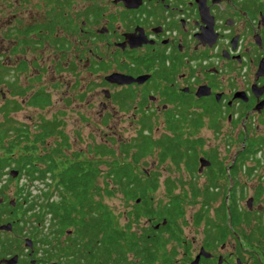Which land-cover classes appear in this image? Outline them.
Segmentation results:
<instances>
[{
  "label": "flooded vegetation",
  "instance_id": "af4514ba",
  "mask_svg": "<svg viewBox=\"0 0 264 264\" xmlns=\"http://www.w3.org/2000/svg\"><path fill=\"white\" fill-rule=\"evenodd\" d=\"M41 3V13L42 8L48 7L45 21L27 23L0 37V147L10 148L5 158L14 163L21 156H28L31 165L38 166L50 153L35 158L30 153L11 155L16 146H25L23 140L27 138L25 129L7 127L11 112H19L23 106L44 109L50 100L42 89L31 90L30 95L25 88L14 92L7 78L9 73L25 70L28 64L35 65L25 57L12 66L15 63L11 59L13 51L9 54L12 40L23 44L22 51L28 46L25 43L39 54L51 47L57 61L66 60L67 66L61 67L67 68L68 74L75 78L80 67L88 77L95 78L109 103H118L124 115L131 111L133 119L138 118L137 134L150 136L153 120L157 118L162 119L166 136L180 139L175 151L179 156L167 157L159 165L169 164L190 181L204 178V184L198 186L201 192L192 184L190 190L198 199L193 218L199 234L198 246L192 260H188L189 244L183 239V227L179 236L173 230L176 220L185 215L178 196L181 215L174 222L169 220L170 224L165 218H157L150 227L155 231L164 228L163 252L155 260L144 257L142 263L138 255L141 238L134 229L143 218H156L153 206H149L152 214L140 215L136 223L126 221L117 225L124 234L135 231L136 237L123 256L109 257L103 239L105 230L100 244L74 235L86 231V225H90L87 221L67 224L57 217L47 220L52 218L48 213L42 216L44 220L16 221L15 217L23 213L28 217L33 211L25 212L27 206L23 204L12 215L9 207L1 205L0 218L10 220H1L0 228L8 225L10 228L0 229V264H5L3 260H14L11 264H264V154L261 156L264 0H41ZM128 77L144 79L141 83H117ZM39 96L44 102L40 103ZM102 108L107 111V106ZM201 117L208 119L215 131L220 122L226 123L230 136L236 133L233 139L239 138L240 148L235 151L231 138L227 155L221 158L216 152L206 155L200 140L184 136V130L203 126ZM45 127L51 137L57 124L49 121L37 125L34 146L45 145L44 140L49 137L40 136ZM174 128L179 129L176 134L171 131ZM130 142L131 139L125 143ZM34 146L30 147L35 149ZM60 147L59 143L51 149L56 165ZM73 163L74 160L62 169L56 167V174ZM38 167L45 169L43 165ZM85 167L89 168V164ZM243 177L250 178L255 185L248 198H244L248 193ZM173 187L170 183L166 193L171 195ZM36 208L42 209L41 213L48 210L43 205ZM4 234L13 237L6 238ZM179 246L182 252L177 258Z\"/></svg>",
  "mask_w": 264,
  "mask_h": 264
},
{
  "label": "rangeland",
  "instance_id": "374dc122",
  "mask_svg": "<svg viewBox=\"0 0 264 264\" xmlns=\"http://www.w3.org/2000/svg\"><path fill=\"white\" fill-rule=\"evenodd\" d=\"M41 6V0H0V25L4 24L7 26H0V37L4 33L10 34L16 29H21L19 27L23 28L27 23L45 21L48 7L42 8L43 13H41ZM71 42L72 39H70V44ZM26 45H28L25 47L26 50L22 51L21 46L23 44L19 40L11 41L9 54L13 51L11 59L15 61L12 66L14 67L16 62L25 57L28 58L30 63L35 62V65L28 64L27 68L19 71L18 74L16 72L14 75L9 73L7 80L12 82V90L17 93L25 88L28 90V95H30L32 93L31 90L42 89L48 94L50 103L44 109L23 106L19 112H11V121L7 124V127L12 129L15 126L21 127L22 130L25 129L27 131V138L23 141L25 142V146L29 147L25 149V146L23 148L16 146L12 149L11 155L16 157L21 154L30 153L35 158L50 152L52 147H57V144L60 143L61 147L58 148V158L56 159L58 169H62L73 160L87 161L92 164V168L97 172L95 181L102 192L105 188L112 189V184L108 182L106 177V173L109 171L107 164L112 161V158H103V156L96 155V152L99 148H113L115 149V156L120 155L117 149L118 146L138 136L137 132L140 129V126H137L138 118L135 117L133 119L131 111L125 112L124 115L118 103H109L101 94L100 85L94 82L95 78L88 77V74L80 67L75 73V78L68 74L67 68L61 67V65L67 66L66 60L64 61L63 58L57 61L58 58L53 55L51 47H46L44 53L39 54L36 48H32L30 44L25 43L24 46ZM77 73L81 74L78 75ZM16 99L18 100L17 103H21L20 98ZM102 105L107 106V111H103ZM201 118L203 126L200 129L187 128L188 130H184V136L192 141L200 140L202 143L201 148L206 155L212 152H216L220 158L227 155V145L231 138L232 141L234 140L235 151L240 148L241 142L239 138L233 139L236 133H232L230 136V129L226 123L220 122L217 131H215L210 127L208 119ZM49 121L57 124L55 133L44 140L45 145H42L43 148L34 146L32 142L34 140L33 136L37 132L36 126L43 125ZM153 124L150 137L157 140L162 134H165V127L162 124V119H154ZM232 141L230 145L233 144ZM30 146H34L35 149ZM156 151L157 148H155V151L151 155L143 158L136 165L135 172L141 176L147 175V178H153L154 176L158 178L157 190L155 192L149 191L146 194L148 201L154 208L165 204L170 196H178L182 201L185 215L176 220L173 230L179 236L181 234L180 229L183 227V239L189 244L188 260L191 261L192 256L196 254L194 248L198 246L199 234L198 231H195L193 223L194 215L197 212L196 204L198 203V199L192 196L190 190L192 184L195 185L194 187L197 191L201 192L202 188L198 186L204 184V178L200 177L199 179L190 181L185 174L177 172L169 164L159 165ZM263 154L264 150L261 156ZM7 156L8 154L0 150V157ZM11 169L7 168L3 171L2 175L0 174V189L5 187L4 194L10 200L14 199L16 190L24 184L27 186L32 197L42 192L55 194L53 183L49 188L45 184L51 182L48 178L45 179L44 184L38 181L29 183L23 177L18 179V173L15 177L10 176ZM104 174L105 177H103ZM170 183L174 186L173 190L175 188L174 191L172 190L171 195L166 193V189ZM242 183L243 186L246 185L244 189L248 193L244 198H248L255 185L248 177H243ZM55 197L53 196L52 198L56 199ZM102 201L113 212L116 225L121 226L126 221H129V213L134 209L132 201H126L117 192H114L110 198L103 196ZM138 203L139 200L136 204ZM139 207L144 208L142 205ZM46 219L49 220L48 217ZM30 220L34 219L31 218ZM156 221L158 219L154 216L143 218L136 224L138 228L134 229L137 234L135 235L141 237L142 229L146 227L150 228L152 222ZM4 237L10 238L13 235L4 234ZM181 252L179 246L176 250L177 258L181 256Z\"/></svg>",
  "mask_w": 264,
  "mask_h": 264
},
{
  "label": "trees",
  "instance_id": "16d2710c",
  "mask_svg": "<svg viewBox=\"0 0 264 264\" xmlns=\"http://www.w3.org/2000/svg\"><path fill=\"white\" fill-rule=\"evenodd\" d=\"M38 98L40 103L44 102L41 101L43 97L39 96ZM37 103L39 102L37 101ZM47 130L48 128L44 129L43 134L40 135L43 139L51 135ZM177 130L179 129L174 128L171 131L176 134ZM179 142L180 139L178 137L172 138L164 134L159 139L153 140L149 135H144L139 132L138 137L132 139L129 144L125 143L119 145L117 149L120 155L118 156H115V149L113 148H99L96 155L112 158V161L107 164L109 171L106 173V177L113 188H105L103 192L96 185L95 180L97 172L92 168V164L89 162L76 160L73 164L56 174L55 169L57 165L52 159V150L49 155L43 159L41 164L38 165L45 166L43 170L39 169L37 165H31L30 157L28 156H21L18 160L14 161V163L10 162L12 161L11 159L0 157L1 175L5 169L12 168L11 170L18 172V179L21 177L20 175L23 174L25 178H29V183L38 181L44 184L46 173H49L48 179L51 182L45 184L49 188L53 183L55 190V194L42 192L32 197L27 186L24 184L16 190L14 199L10 200L8 196L4 194L5 187H3L0 189V199H2L0 206L9 207L12 215L19 212V208L23 204L27 206L25 212L33 211L28 217L26 213H23L20 217H16V221H27L31 218L35 221L44 220L42 216L45 213L52 215V218L50 217L49 220L58 218V220L67 224L74 221H87L90 225H86L87 229L84 232L85 234H74L75 236L88 238L90 241H97V243L100 244L103 231L105 230L106 237H103V239L107 245L106 251L108 256H123L131 240L136 236L134 232L128 235L124 234V232L118 228L113 212L103 203L102 197L110 198L113 196L114 192H117L121 194L126 201H132L134 203V209L129 213L130 222L136 223L140 215L152 214L149 210L151 203L148 201L146 194L148 190L157 188L158 178L156 176L153 178H147V175L140 176L135 172V167L143 158L151 155L153 151H155V148H157L156 158L159 164H163L167 157L179 156V154H175V151L178 150ZM0 150L5 154H9L10 152V148L0 147ZM87 164H89V168L85 167ZM53 196H56V199H53ZM137 200H139L138 204H136ZM10 201L14 202L13 207L10 206ZM42 205L47 206L48 210L41 213L39 210L42 211V209H37L36 207ZM140 205L144 208H140ZM154 211L153 215L158 219L165 218L167 224H170V221L174 222L182 213L180 202L176 196L171 197L168 203L155 207ZM1 220L4 219L0 218V221ZM8 220L10 219H5L4 221ZM64 223L62 227L66 226ZM76 230L79 229L77 228ZM163 231L164 228H160L158 231L153 230V228H144V235H141V239H139L141 248L138 251V255L141 263L144 262L142 261L145 259L144 257H146L147 260H155L158 257V253L163 252L166 243L161 237ZM10 246L11 244H9V247ZM98 247L99 246H97V248ZM96 264L100 263L98 262Z\"/></svg>",
  "mask_w": 264,
  "mask_h": 264
},
{
  "label": "water",
  "instance_id": "95a60500",
  "mask_svg": "<svg viewBox=\"0 0 264 264\" xmlns=\"http://www.w3.org/2000/svg\"><path fill=\"white\" fill-rule=\"evenodd\" d=\"M143 79L144 78H138V79H132V78H127L126 80H121V81H119V82H117V83H120V84H124V83H132V82H137V83H141L142 81H143ZM110 81H114L112 78H110ZM202 166H204L205 165V163L203 162L202 164H201ZM17 171H15V170H11L10 171V176H12V177H15L16 175H17ZM2 201V199H0V202ZM137 202H138V200H137ZM9 204L10 205H14V202L13 201H10L9 202ZM10 228V226L8 225V226H1V228L0 229H2V230H8ZM27 245L29 244V242L27 241V243H26ZM13 261L14 260H3V263H5V264H11V263H13Z\"/></svg>",
  "mask_w": 264,
  "mask_h": 264
}]
</instances>
